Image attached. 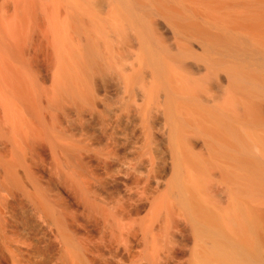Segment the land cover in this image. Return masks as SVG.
<instances>
[{
  "label": "bare ground",
  "instance_id": "bare-ground-1",
  "mask_svg": "<svg viewBox=\"0 0 264 264\" xmlns=\"http://www.w3.org/2000/svg\"><path fill=\"white\" fill-rule=\"evenodd\" d=\"M0 264H264V0H0Z\"/></svg>",
  "mask_w": 264,
  "mask_h": 264
},
{
  "label": "rangeland",
  "instance_id": "rangeland-1",
  "mask_svg": "<svg viewBox=\"0 0 264 264\" xmlns=\"http://www.w3.org/2000/svg\"><path fill=\"white\" fill-rule=\"evenodd\" d=\"M38 53H39V52H37V54H38ZM37 54H36V55H37ZM39 54H41L42 56L39 55ZM39 54H38L37 56L35 55L36 57L39 56V58H38L39 60L35 59V60H36L35 63L38 62V64L36 63V65H38V66H36V67H38V68L40 69V71H41V74L43 73V75H44V73H45V74L48 73V72H47L48 70H46V69H47L46 67L48 66V65H47V64H48V61L45 59V58H46V55L44 56V55H43V52H42V53L40 52ZM35 56H34V57H35ZM36 57H35V58H36ZM45 60H46V61H45ZM41 68H42V69H41ZM48 68H49V66H48ZM45 70H46V71H45ZM46 72H47V73H46ZM43 75H42V78H43ZM47 75H48V74H47ZM44 76H46V75H44Z\"/></svg>",
  "mask_w": 264,
  "mask_h": 264
}]
</instances>
